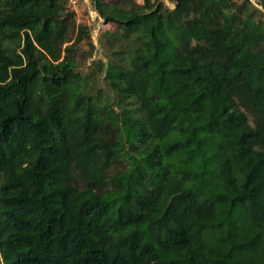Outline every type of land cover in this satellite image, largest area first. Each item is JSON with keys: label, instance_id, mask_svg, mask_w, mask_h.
Here are the masks:
<instances>
[{"label": "trees", "instance_id": "obj_1", "mask_svg": "<svg viewBox=\"0 0 264 264\" xmlns=\"http://www.w3.org/2000/svg\"><path fill=\"white\" fill-rule=\"evenodd\" d=\"M90 1L84 74L69 0H0V264H264V0Z\"/></svg>", "mask_w": 264, "mask_h": 264}, {"label": "rangeland", "instance_id": "obj_2", "mask_svg": "<svg viewBox=\"0 0 264 264\" xmlns=\"http://www.w3.org/2000/svg\"><path fill=\"white\" fill-rule=\"evenodd\" d=\"M117 1V0H116ZM139 3H144L145 0H135ZM155 2L161 1V0H152ZM170 7H174L173 2L169 1V0H164ZM255 1V0H253ZM86 2L88 3L89 0H84L82 2V0L79 2L78 6L76 7H72L73 10H75L76 12V23H84L87 24L88 26H90V29L92 31V37L93 40L95 42V44L97 45L98 53H96V51H94V55L91 58H81L79 57V66H80V71L83 72L84 74H92V71L97 69L95 64L97 63V60H95L96 55L98 54H103V50L100 49V28H101V22L99 18L96 19V15L92 14L91 12H89V10H91L89 8V6L86 4ZM91 3V1H90ZM92 6V4H91ZM95 19V20H94ZM96 20H98L96 22ZM96 22V23H95ZM103 26V25H102ZM107 29H111V30H115L117 29L116 25L113 24H108L106 26ZM74 40H72L70 43H72ZM79 48L82 50L81 52L84 54H88L89 53V43L87 41V39L83 40L82 43L79 44ZM104 55V54H103ZM94 60V61H93ZM98 76V77H97ZM97 76H92L91 77V82H90V86H96V87H102L104 90L103 95L105 96V93L108 91L107 85H105V82L103 81L102 77L103 74L100 75V73H98ZM113 95V94H111ZM114 96V95H113Z\"/></svg>", "mask_w": 264, "mask_h": 264}, {"label": "built area", "instance_id": "obj_3", "mask_svg": "<svg viewBox=\"0 0 264 264\" xmlns=\"http://www.w3.org/2000/svg\"><path fill=\"white\" fill-rule=\"evenodd\" d=\"M81 0H69V6L72 8V7H76V6H78V4H79V2H80ZM84 0H82V2H83ZM86 4L89 6V8L91 9V10H89V12H91L92 14H94V15H96V19L97 18H99L100 19V21L99 22H101L103 19H102V17L93 9V7L91 6V3H90V0H89V2L87 3L86 2ZM95 20V19H94ZM98 20H96V22H97ZM95 22V23H96Z\"/></svg>", "mask_w": 264, "mask_h": 264}, {"label": "water", "instance_id": "obj_4", "mask_svg": "<svg viewBox=\"0 0 264 264\" xmlns=\"http://www.w3.org/2000/svg\"><path fill=\"white\" fill-rule=\"evenodd\" d=\"M254 3H256L255 1H253ZM256 5H258L257 3H256Z\"/></svg>", "mask_w": 264, "mask_h": 264}]
</instances>
